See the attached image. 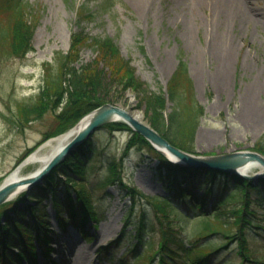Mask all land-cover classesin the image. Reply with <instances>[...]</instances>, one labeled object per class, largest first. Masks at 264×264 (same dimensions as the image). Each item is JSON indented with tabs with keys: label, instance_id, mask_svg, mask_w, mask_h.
<instances>
[{
	"label": "rangeland",
	"instance_id": "obj_1",
	"mask_svg": "<svg viewBox=\"0 0 264 264\" xmlns=\"http://www.w3.org/2000/svg\"><path fill=\"white\" fill-rule=\"evenodd\" d=\"M27 1L33 4L38 15L31 39L33 48L19 57L11 53L8 42L0 44V185L42 144L76 126L84 115L104 103L122 106L149 122L137 94L129 87L119 85L105 87L102 95L106 101L69 125L60 124L63 103L41 115L23 110V105L34 100L44 84L46 67L54 68L55 55L69 52L73 33L82 29L90 36L113 38L120 53L130 60L138 79L152 89H165L179 61L187 62L197 100L205 106V114L200 117L195 136L198 154L255 149L258 138L264 133V20L260 17L264 0H251L260 17L257 22H245L241 17L233 16V19L231 15L220 14V0H151L146 3L142 0H119L107 9L103 8L100 0ZM82 4H87L93 15L79 22L78 11ZM229 40L232 50L225 58L223 47ZM97 55L93 46L85 45L80 50L77 64L92 62ZM96 61L108 77L110 68L102 61ZM170 105L167 101V111ZM107 124L97 128L88 138L90 146L98 154L83 158V169L76 175L78 179L74 184L67 183V188L66 184L46 186L47 175L61 161L39 183L28 185L12 198L21 192L30 195L45 186L41 202L35 195L29 196L27 202L39 203L48 212L53 237L50 246H59L58 250L62 251V254L56 253V259L63 262L60 264L71 263L72 246L74 250L78 243L87 250V255L78 264H131L133 255L131 259L122 258L125 257L126 245L136 241L134 233L137 226L132 222L139 221L142 212L150 223L155 224L151 232L154 245H158L161 238L159 217L153 204L136 192L130 193L131 186L149 195L163 191L161 181L153 176L150 168L156 162L148 160L153 153L145 150L143 154L137 147L125 150L131 131L111 130ZM65 125L66 129L62 130ZM47 149L43 147L41 152ZM111 158H116L119 165L122 163L127 187H121L107 170L106 164ZM40 166L39 161L26 163L21 174L27 175ZM61 178H65L64 174ZM53 190L63 196L70 193L74 198L79 197L80 191L89 196L94 209L102 215L97 226L94 220L87 223L86 228L94 238L92 241L83 240L79 227L70 222L65 228L60 225L51 198ZM211 195L214 197L217 191ZM255 210V221L264 223V201ZM225 211L223 217L234 219V212ZM129 212L131 219L127 226L125 217ZM63 215L66 216L67 212L63 211ZM160 215L166 220L162 213ZM170 218L182 225L183 233L190 237L192 228H198L201 216L188 213L185 218L171 213ZM244 234L252 255L246 257L242 253L239 237L234 240L224 238L221 241L225 246L217 254L221 263L240 264L245 261L246 264H264V227L249 225ZM100 238L104 241L100 242ZM113 241L119 242L114 245L113 256L103 258L102 252L98 253L99 248ZM33 243L39 246L36 234ZM38 259L36 264H52L40 254V250Z\"/></svg>",
	"mask_w": 264,
	"mask_h": 264
},
{
	"label": "trees",
	"instance_id": "obj_2",
	"mask_svg": "<svg viewBox=\"0 0 264 264\" xmlns=\"http://www.w3.org/2000/svg\"><path fill=\"white\" fill-rule=\"evenodd\" d=\"M100 1L105 9L119 2ZM78 13L79 22L93 15L87 4L80 5ZM37 22L38 15L29 1L0 0V44L8 42L13 55L21 57L33 48L31 39ZM85 45L93 46L98 52L96 60L102 61L110 68L108 77L98 67L96 60L77 64L80 60V50ZM109 85L129 87L133 90L141 101L149 123L174 145L195 152L196 131L200 117L205 114V106L197 100L187 62L182 59L179 61L165 89H152L146 82L138 79L130 60L120 53L113 38L90 36L83 29L73 33L69 52H58L55 55L54 68L46 67L44 84L35 99L23 105V110H31L41 115L63 103L62 112L59 114L60 124L69 125L104 103L106 98L102 95V90ZM167 101L171 103L168 111ZM66 125L62 130L66 129ZM106 126L111 130L131 131L125 150L137 147L143 154L145 150L153 153L149 155L150 161L155 159L158 162L150 165V168L170 191L166 194L149 195L131 186V194L136 192L153 204L159 217L161 238L158 245H154L151 232L155 224L150 223L142 212L140 220L132 222L137 226L134 233L136 241L126 245L123 255L125 257L122 260L133 255L131 264H226L217 258V254L225 246L221 239L234 240L238 237L241 239L242 253L246 257L252 255L244 230L249 228L248 225L257 224L253 216H256L255 207L264 200V178L255 183L217 169L185 167L170 161L142 134L126 123L114 121ZM90 145L91 141L88 139L71 152L47 175L46 186L66 184L67 188V183L74 184L78 179L76 175L83 169V158L98 154ZM255 149L264 153V134L257 140ZM109 160L106 164L107 170L121 187H127L128 182L122 174V163L119 165L116 158ZM61 174H64V179ZM197 188H203V194L198 193ZM215 190L217 195L213 197L211 194ZM44 191L45 186H41L30 195L21 192L15 199L0 204V264H24L25 258L28 264H36L37 245L33 243L35 234L43 250L49 251L53 237L50 234L48 212L39 203L35 205L27 202L29 196L34 195L41 202ZM51 198L62 227H66L70 222L79 227L83 236L92 238L86 228L87 223L94 220L97 226L102 215L94 209L88 195L80 191L79 197L74 198L70 193L63 196L53 190ZM227 209L235 213L234 219L223 217ZM63 211L67 212L66 216ZM130 213L125 217L127 226L130 225ZM171 213H178L185 218L188 213L198 214L201 216L200 224L198 228H192L190 237H186L182 231L183 226L181 225V228L180 224L170 218ZM256 226L264 227L259 223ZM33 230L36 231L35 234ZM117 242L102 246L99 253L102 252L104 258L112 257ZM240 264L246 262L242 261Z\"/></svg>",
	"mask_w": 264,
	"mask_h": 264
},
{
	"label": "water",
	"instance_id": "obj_3",
	"mask_svg": "<svg viewBox=\"0 0 264 264\" xmlns=\"http://www.w3.org/2000/svg\"><path fill=\"white\" fill-rule=\"evenodd\" d=\"M124 121L132 129L141 133L150 143L170 161L191 168H212L238 174L255 182L264 177V154L257 150L242 149L218 154H198L187 151L171 143L149 122L140 119L126 108L104 103L84 115L79 121L80 130L53 158L36 174L21 179L4 182L0 185V204L12 199L17 192L32 183H39L53 167L58 165L77 146L84 143L100 126L113 121ZM77 124V125H78ZM76 125V126H77ZM258 162L260 170L250 173V164Z\"/></svg>",
	"mask_w": 264,
	"mask_h": 264
},
{
	"label": "bare ground",
	"instance_id": "obj_4",
	"mask_svg": "<svg viewBox=\"0 0 264 264\" xmlns=\"http://www.w3.org/2000/svg\"><path fill=\"white\" fill-rule=\"evenodd\" d=\"M145 3L150 2L151 0H142ZM221 5L219 6V11L220 14H225V15H231L233 18H239L241 17L243 21L245 22H257L260 17H263L264 20V10H262L261 16L258 17V10L254 7V5L251 3V0H220ZM203 4V2H202ZM224 10V11H223ZM223 11V13H221ZM233 18V19H234ZM227 40V38H225ZM232 50V42L226 41L224 43L223 47V55L225 58H227ZM225 69V68H224ZM225 71V70H224ZM225 75V73H224ZM140 118V116L138 115ZM80 130V124L77 126H74L62 134L53 137L49 139L47 142L42 144L39 149H37L35 152H33L26 160L24 163L21 165L17 166L8 176L7 178L3 181H11V180H16V179H21L23 177L27 176H32L36 174L38 171H40L52 158L54 155H56L68 142H70L78 133ZM45 147H48L47 151L41 152V149ZM34 161H39L41 162V166L36 169L35 171L27 174V175H22L21 174V169L23 165L29 162H34ZM255 167H260L258 162H254L250 164V168H255ZM261 168V167H260ZM51 231V230H50ZM82 237H84L82 235ZM84 240V239H83ZM82 240V241H83ZM104 239L100 238V242H103ZM40 245L36 247L38 250ZM36 250V251H37ZM72 255L70 257L71 264H78L80 260L83 259L84 255H87V250L85 247L81 245V243L76 244L75 249H72ZM60 251H56L55 253H59ZM62 252V251H61ZM27 259V258H25ZM67 260L69 259L68 257L66 258Z\"/></svg>",
	"mask_w": 264,
	"mask_h": 264
}]
</instances>
